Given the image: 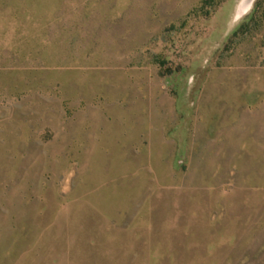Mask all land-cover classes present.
<instances>
[{
  "label": "rangeland",
  "instance_id": "obj_1",
  "mask_svg": "<svg viewBox=\"0 0 264 264\" xmlns=\"http://www.w3.org/2000/svg\"><path fill=\"white\" fill-rule=\"evenodd\" d=\"M0 0V264H264V0Z\"/></svg>",
  "mask_w": 264,
  "mask_h": 264
},
{
  "label": "bare ground",
  "instance_id": "obj_2",
  "mask_svg": "<svg viewBox=\"0 0 264 264\" xmlns=\"http://www.w3.org/2000/svg\"><path fill=\"white\" fill-rule=\"evenodd\" d=\"M253 0H241L238 4L235 19H238L243 13H245L251 6Z\"/></svg>",
  "mask_w": 264,
  "mask_h": 264
},
{
  "label": "trees",
  "instance_id": "obj_3",
  "mask_svg": "<svg viewBox=\"0 0 264 264\" xmlns=\"http://www.w3.org/2000/svg\"><path fill=\"white\" fill-rule=\"evenodd\" d=\"M212 1H214V0H203V3L204 4H209V2H212Z\"/></svg>",
  "mask_w": 264,
  "mask_h": 264
}]
</instances>
